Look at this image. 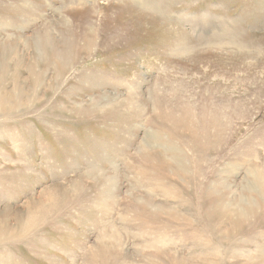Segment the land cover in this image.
Returning <instances> with one entry per match:
<instances>
[{"label": "rangeland", "instance_id": "rangeland-1", "mask_svg": "<svg viewBox=\"0 0 264 264\" xmlns=\"http://www.w3.org/2000/svg\"><path fill=\"white\" fill-rule=\"evenodd\" d=\"M0 264H264V0H0Z\"/></svg>", "mask_w": 264, "mask_h": 264}]
</instances>
